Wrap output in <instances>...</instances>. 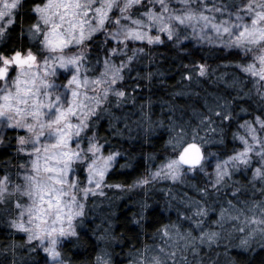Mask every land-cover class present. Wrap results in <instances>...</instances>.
Masks as SVG:
<instances>
[{"label":"snow or ice","instance_id":"obj_1","mask_svg":"<svg viewBox=\"0 0 264 264\" xmlns=\"http://www.w3.org/2000/svg\"><path fill=\"white\" fill-rule=\"evenodd\" d=\"M197 50L204 55L197 58ZM161 58L175 63L178 83L187 84L163 101L171 115L152 121ZM221 67L233 71L217 76ZM221 83L223 90L202 87ZM176 97L191 102L177 105ZM138 99L134 123L145 142L166 128L163 154H143L141 174L110 183L117 165L135 167L130 158L120 164L125 153L101 136L102 121L122 137L135 115L124 109H135ZM229 133L239 147L228 148ZM4 152L0 234L8 239L0 243V264H72L65 248L79 246L88 204L111 207L112 196L134 192L145 198L124 221L133 229L127 241H136L127 264H214L201 253L220 242L230 221L243 233L236 247L264 249V0H0ZM165 181L171 183L159 191L167 208H176L167 223L147 202ZM114 218L109 212L92 230L100 234L88 264H117L112 245L126 241L113 231Z\"/></svg>","mask_w":264,"mask_h":264},{"label":"trees","instance_id":"obj_2","mask_svg":"<svg viewBox=\"0 0 264 264\" xmlns=\"http://www.w3.org/2000/svg\"><path fill=\"white\" fill-rule=\"evenodd\" d=\"M18 30L19 29H17V31ZM159 51L164 52L165 49L160 48ZM168 55L170 56V54ZM203 55L204 53L199 50H197L195 53L197 58ZM184 62L187 63L188 61L185 60ZM209 63L215 67V65L217 63H221V61L209 60ZM161 65L162 67L160 70L164 73V76L160 79L163 80V86L157 85L151 90L152 93H154L152 94L153 103L150 110L152 121H159L161 119H165L166 116L171 115V113L168 112V105L163 104V101L172 99L170 94L172 92L182 90L183 85L187 84V81H184L182 84L178 83V81H180V72L177 70L175 63H171L170 60L169 62H165L164 58H161ZM232 71L233 69L231 68L226 69L221 67L218 69L216 75L220 76L222 73L226 72L231 74ZM227 79L228 76H225V80ZM202 87L207 88L209 91H217L223 90L224 84L221 83L219 86L204 84ZM193 88H195L196 91H201V88L196 87V85H193ZM129 91L131 92V89H129ZM142 91L144 93V99H147L149 95V89L145 88ZM190 102L191 101H189L188 97L175 98V103L177 105ZM141 103H143V101L138 99L135 109L132 108L131 104L125 107V112H135V115H130L129 117L131 131L125 129L124 135L122 137L112 135L111 130L108 128L107 122L102 121L103 127L100 129L101 136L106 137L109 140V147L113 149H119L125 153V159H121L120 164H124L126 160L130 158V163L135 167V171H133L132 168L120 170L119 165H117V171L108 178L110 183L118 181H126L130 183L131 179L135 175H139L143 172L145 166L143 154L156 153L158 156H162L163 154V143L164 140L167 139L166 128H158L156 132L149 138L150 142H145L143 130L141 128H137L136 123H134V121H137L141 118V114L139 112V105ZM145 111H149L147 105L145 106ZM176 115L179 116V112H177ZM185 118H187V116H185ZM119 127L125 128L124 122H121ZM101 142L103 143V140ZM226 143L229 149L232 147H239L238 143L235 145L233 144L230 133ZM212 150H215V148ZM6 157V152L0 154V160L6 159ZM158 162L159 161H155L154 163ZM240 178L241 177L239 175L235 177V179ZM170 183V181L161 182L157 186V190L150 192L147 198V202L154 205V212L160 214L164 223H167L169 218L171 220H176V208L173 207L168 209L166 206L167 198L159 191L160 188H166ZM179 190L181 192L187 190L189 191V195H195V193H193L190 189H185L183 186H179ZM118 195L122 196L123 198L117 199L115 196H112L111 192H109V196H112L111 207H109L108 201L100 203V201L97 200L95 203L88 204V217L84 227L80 229L81 241L79 246L74 247L69 245L65 248L66 256L72 261V264H88L90 257L94 254V248L97 244L96 235L100 234L99 231L93 234L92 230L96 227V225L101 224L104 216L109 212L115 213L114 219H116V223L113 231L118 236L123 233L124 239L126 241L125 243H114L112 245V248L114 249V260L117 262V264H127V257L125 253H127L132 245L136 244V241H127V236L131 234L133 229L131 226H129L128 230L126 231L124 227V221L126 217L131 216L132 212L136 210L133 202L137 199H143L145 197L143 192H134L132 194L118 193ZM223 195L225 199H231L230 191ZM226 206L227 205L225 204V207ZM218 207L219 205H217V208ZM149 214L151 215L152 213L150 212ZM210 215H212V219H216V214ZM241 220H243V217H241ZM234 223L238 224L239 222L230 221L226 223L224 230L221 232L222 238L220 242L213 245L211 250L205 248L201 255H204L205 252H208L214 264H229L232 259H235L236 264H264V249H261L258 244L255 246V250L252 252H244L239 247H236V245L239 244V237L242 236L243 233L235 232L233 230ZM185 227H187V225H185ZM217 230L219 231L220 229L217 228ZM152 231V228L148 229L149 236L151 235ZM229 233H231V236H229ZM7 239L8 238L6 234H0V243H6ZM15 239L19 241L22 239V237L18 234ZM140 240L147 243L152 242L151 239L145 240L144 236H141ZM21 255H23V253H21ZM40 255L43 254L40 253ZM33 256H35V254H33ZM189 259H191V257H189Z\"/></svg>","mask_w":264,"mask_h":264},{"label":"rangeland","instance_id":"obj_3","mask_svg":"<svg viewBox=\"0 0 264 264\" xmlns=\"http://www.w3.org/2000/svg\"><path fill=\"white\" fill-rule=\"evenodd\" d=\"M43 254V253H42Z\"/></svg>","mask_w":264,"mask_h":264}]
</instances>
